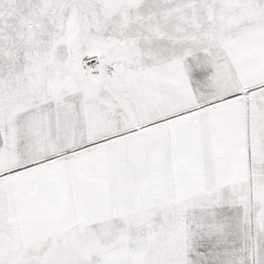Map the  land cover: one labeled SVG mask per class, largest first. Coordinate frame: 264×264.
<instances>
[{
  "label": "snow or ice",
  "instance_id": "6c2138e0",
  "mask_svg": "<svg viewBox=\"0 0 264 264\" xmlns=\"http://www.w3.org/2000/svg\"><path fill=\"white\" fill-rule=\"evenodd\" d=\"M0 264H264V0H0Z\"/></svg>",
  "mask_w": 264,
  "mask_h": 264
}]
</instances>
